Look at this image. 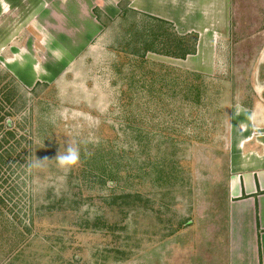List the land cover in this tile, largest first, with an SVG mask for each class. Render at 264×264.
<instances>
[{"label":"rangeland","instance_id":"rangeland-1","mask_svg":"<svg viewBox=\"0 0 264 264\" xmlns=\"http://www.w3.org/2000/svg\"><path fill=\"white\" fill-rule=\"evenodd\" d=\"M14 1L0 22V264H226L227 118L264 105V0H231L227 31L197 55L205 26L184 0L167 20L122 5L94 35L54 1L30 14ZM68 143L80 163L66 173Z\"/></svg>","mask_w":264,"mask_h":264},{"label":"crops","instance_id":"crops-1","mask_svg":"<svg viewBox=\"0 0 264 264\" xmlns=\"http://www.w3.org/2000/svg\"><path fill=\"white\" fill-rule=\"evenodd\" d=\"M10 1L12 3H9ZM23 1L25 3L21 7H24V12L28 7L27 12L30 14L31 1ZM47 1L49 5L53 1L59 4L62 11L55 10V14L61 16L62 22L79 25L82 21H92L96 24L94 27L93 25L88 27L90 35L95 34L97 26L102 28L101 30L109 28V22L116 16H121L119 8L122 5L134 14L138 12L167 20L165 15L175 3V0H35L34 2L42 6V3ZM0 2L5 3L0 4V22L3 23L5 12L12 8L11 4L13 7L16 4L14 0H0ZM66 3L69 4L67 9L64 8ZM182 5L189 7V11L196 9L200 17L199 27L205 26L200 31L192 30L194 34L198 33L197 55L202 38H219L227 31L231 16V0H184ZM96 10L99 12V18L96 17ZM123 13L126 14V8ZM78 25L72 26V29L77 31ZM84 32V35L89 36L87 29L84 28ZM210 32L211 36L206 35ZM46 53V50L38 52L39 55ZM193 54L190 56L195 57L196 55ZM22 68L24 66L17 72L19 73ZM17 72L15 71V74L18 78ZM230 110L227 118L226 145L228 169L226 264H264V105L259 106V109L254 107L248 109L237 105Z\"/></svg>","mask_w":264,"mask_h":264},{"label":"clouds","instance_id":"clouds-1","mask_svg":"<svg viewBox=\"0 0 264 264\" xmlns=\"http://www.w3.org/2000/svg\"><path fill=\"white\" fill-rule=\"evenodd\" d=\"M55 161L57 162V166L61 170L66 173L70 172L72 168L76 167L80 163L79 145H73L72 143H68L67 147L64 148L63 153H61L60 151L59 154L56 156Z\"/></svg>","mask_w":264,"mask_h":264},{"label":"trees","instance_id":"trees-1","mask_svg":"<svg viewBox=\"0 0 264 264\" xmlns=\"http://www.w3.org/2000/svg\"><path fill=\"white\" fill-rule=\"evenodd\" d=\"M98 13H99V12L96 10V11H95V14H96V17H97V18H99ZM193 52H194V48H193V50H191V51H189L188 53L184 54L183 57H181V58L184 59L187 55L193 54ZM4 76H5V75H4ZM5 77H6V76H5ZM7 77H8V76H7ZM10 79L12 80V82L14 81L13 78H12L11 76H10ZM18 85H19V84H18ZM22 90H23V88H22Z\"/></svg>","mask_w":264,"mask_h":264}]
</instances>
